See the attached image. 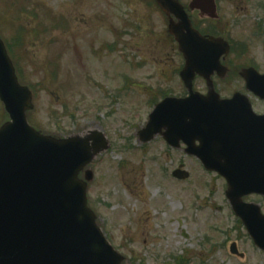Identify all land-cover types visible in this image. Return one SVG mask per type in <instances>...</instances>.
I'll return each instance as SVG.
<instances>
[{"label":"rangeland","instance_id":"1","mask_svg":"<svg viewBox=\"0 0 264 264\" xmlns=\"http://www.w3.org/2000/svg\"><path fill=\"white\" fill-rule=\"evenodd\" d=\"M221 6L233 69H264V0ZM17 29L22 45L12 49L21 83L33 92L32 125L64 138L97 129L110 142L90 168L88 201L124 264H264L218 175L161 137L139 140L154 101L186 93L178 77L183 58L152 0H0L4 41L13 44ZM196 89L206 91L202 81ZM182 163L185 182L172 177ZM233 244L243 258L231 254Z\"/></svg>","mask_w":264,"mask_h":264},{"label":"water","instance_id":"2","mask_svg":"<svg viewBox=\"0 0 264 264\" xmlns=\"http://www.w3.org/2000/svg\"><path fill=\"white\" fill-rule=\"evenodd\" d=\"M156 1L167 12L174 4L172 0ZM170 31L185 56L187 66L182 78L191 90L195 72L204 75V70L214 67L219 60V55L215 57L212 52L218 43L203 40L204 51L198 57L195 50L198 45L173 27ZM217 49L220 54L228 53L226 45H218ZM261 80L264 82V77ZM255 91L264 92V88ZM0 100L12 120L0 129V264H119L120 258L104 240L95 225L94 214L87 207V183L78 177L106 150L108 144L103 135L94 131L86 137L61 140L31 128L26 113L33 109L32 95L19 85L1 39ZM230 103L220 101L212 92L207 97L191 95L187 100H167L151 115L141 135L146 134L144 141L148 142L166 128L164 136L169 143L171 138L185 143L199 140L201 146L194 150V155L209 170L229 176L221 165L217 134L192 133L195 125L201 123L198 114H204L200 108L218 109ZM164 106H170L171 112H160ZM174 176L186 179L188 174L178 171ZM87 180H92V173L87 172ZM228 180V195L237 214L254 243L264 250V217L241 203L244 195L254 191L252 181L243 176H231ZM261 193L264 194V188Z\"/></svg>","mask_w":264,"mask_h":264},{"label":"flooded vegetation","instance_id":"3","mask_svg":"<svg viewBox=\"0 0 264 264\" xmlns=\"http://www.w3.org/2000/svg\"><path fill=\"white\" fill-rule=\"evenodd\" d=\"M221 0H217V6L219 5V8L221 9V3L222 1L220 2ZM233 1V0H232ZM220 2V3H219ZM190 14V13H189ZM199 15V14H198ZM195 14H191V19L193 20V23L194 26L197 27V29L202 32L203 34H210L208 32V29L206 28H203V26L200 25V22L202 23L203 21L199 18V20L195 19L194 18ZM205 20V19H203ZM208 22H211L209 20H205ZM210 24H206L205 27H208ZM230 86V87H235L237 85L241 86V83H230V84H225V86ZM243 92H245L244 94L247 95L252 103V108H253V111L256 115L258 116H264V101H262L261 99L257 98L256 96H254L252 93L250 92H247L246 90V84L244 83L243 84V89H242ZM262 127V126H261ZM264 127L261 128V130H263Z\"/></svg>","mask_w":264,"mask_h":264}]
</instances>
